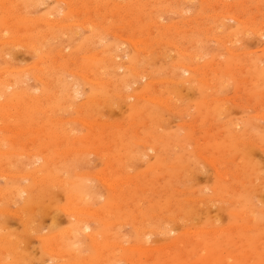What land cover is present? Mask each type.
<instances>
[{"label":"rangeland","instance_id":"1","mask_svg":"<svg viewBox=\"0 0 264 264\" xmlns=\"http://www.w3.org/2000/svg\"><path fill=\"white\" fill-rule=\"evenodd\" d=\"M34 2L0 0V262L264 264V0Z\"/></svg>","mask_w":264,"mask_h":264},{"label":"bare ground","instance_id":"2","mask_svg":"<svg viewBox=\"0 0 264 264\" xmlns=\"http://www.w3.org/2000/svg\"><path fill=\"white\" fill-rule=\"evenodd\" d=\"M3 1V0H2ZM27 1V0H26ZM36 2V3H38V2H41V0H33V2ZM64 2H65V0H63ZM24 2V1H23ZM33 2H31V1H29L28 0V3H32L33 4ZM34 2V3H35ZM70 2V1H69ZM68 1L66 2L67 4L69 3ZM221 2H224V1H221ZM35 3V4H36ZM2 4V3H1ZM5 4V3H4ZM6 5V4H5ZM68 5H72V4H68ZM50 16V15H49ZM19 17V16H18ZM228 17V16H227ZM51 18V17H50ZM48 20V19H47ZM232 20V19H231ZM238 20V19H237ZM53 22V21H52ZM51 23V22H50ZM47 24H48V21H47ZM73 24V23H72ZM53 25V24H52ZM252 30V29H251ZM255 31V30H254ZM259 33V32H258ZM128 40V39H127ZM130 40V39H129ZM5 41V40H4ZM11 41V40H10ZM138 42V41H137ZM136 41H135V43H137ZM135 43L133 44L134 46H135ZM138 44V43H137ZM136 47V46H135ZM137 49V48H136ZM135 49V50H136ZM139 50V49H138ZM251 51V50H250ZM159 54V53H158ZM102 58V57H101ZM196 59V58H195ZM22 63V62H21ZM190 69V68H189ZM7 70V69H6ZM195 70V69H194ZM182 71V70H181ZM75 74H77V73H75ZM187 74V73H186ZM38 79H40V78H38ZM4 81V80H3ZM7 82V81H6ZM11 82V81H10ZM90 82V81H89ZM102 82V81H101ZM150 82V81H149ZM93 83V82H92ZM96 83V82H95ZM8 84V83H7ZM6 86V85H5ZM129 96V95H128ZM138 96V95H137ZM147 98V97H146ZM217 99V98H216ZM162 103V102H161ZM160 104V103H159ZM164 106V105H163ZM168 109V108H167ZM223 109V108H222ZM100 122V121H99ZM85 124H87V123H85ZM93 124V123H92ZM89 128V127H88ZM235 129V128H234ZM251 144V143H250ZM73 150V149H72ZM77 150V149H76ZM70 151V150H69ZM86 151H89V150H86ZM96 154V153H95ZM37 156V155H36ZM106 157V156H105ZM40 159V158H39ZM204 159V158H203ZM114 166V165H113ZM213 166V165H212ZM218 176V175H217ZM98 177V176H97ZM103 179H104V177H103ZM108 181V180H107ZM117 183V182H116ZM134 183V182H133ZM104 184V183H103ZM111 184H112V182H111ZM114 184V183H113ZM121 184V183H120ZM108 185H110V184H108ZM117 185V184H116ZM107 187V186H106ZM111 190H113L112 188H110ZM18 191H20V190H18ZM18 191H17V193H18ZM16 192V191H15ZM15 192H12L13 194H15ZM22 192H23V190H22ZM21 191H20V193H22ZM16 195V194H15ZM19 195H21V194H19ZM19 197H21V196H19ZM71 197H73L72 195H71ZM70 198V197H69ZM102 198V197H101ZM30 207V206H29ZM33 207V206H32ZM72 210H74V209H72ZM76 211V210H75ZM90 211V210H89ZM89 211H87V213L89 212ZM93 211H94V209H93ZM25 212H27V211H25ZM73 212V211H72ZM80 212V211H79ZM28 213V212H27ZM56 213V212H55ZM90 213H91V211H90ZM96 213V212H95ZM95 213H92L93 214V216H98L97 214H95ZM100 213V212H99ZM58 214V213H57ZM56 214V215H57ZM14 215V214H13ZM29 218V217H28ZM55 218V217H54ZM77 218V217H76ZM173 219V218H172ZM54 220V219H53ZM104 221V220H103ZM86 222V221H85ZM111 222H113V221H111ZM55 223H57V222H55ZM86 223H91V222H86ZM108 223V222H107ZM26 224V223H25ZM81 224H82V221L81 220H79V222L78 223H76V225L75 226H73L74 228H76L75 230V232H76V234H78L79 233V231H81V229H83L84 228V230L86 231H88V230H90V235H88V237L93 241V242H97L98 241V238H97V236H95V234L93 233V231H92V223L91 224H83L82 226H81ZM59 225V224H58ZM26 226V225H25ZM84 226V227H83ZM137 229V228H136ZM28 230V229H27ZM70 231V230H69ZM83 231V230H82ZM72 232H73V228H72V231H70V232H67V235H66V237H71L70 239H72ZM62 233V232H61ZM64 233V232H63ZM84 233V232H83ZM137 233V232H136ZM140 233V232H139ZM59 234H60V232H59ZM64 234H66V233H64ZM54 236V235H53ZM53 236H52V238H53ZM46 237V236H45ZM62 237V236H61ZM60 237V238H61ZM39 238H41V237H39ZM48 238V237H47ZM51 238V237H50ZM51 240V239H50ZM60 240V239H59ZM53 241H54V239H53ZM51 242H52V240H51ZM92 242V243H93ZM108 242V241H107ZM10 243V242H9ZM94 243V245H96ZM45 244V243H44ZM43 244V245H44ZM46 244H49V243H46ZM51 244V243H50ZM12 245V244H11ZM53 245V244H52ZM92 245V244H91ZM114 245V244H113ZM117 245V244H116ZM4 246V245H3ZM9 246H10V244H9ZM19 246V245H18ZM76 246V245H75ZM120 246V245H119ZM118 246V247H119ZM2 247V246H1ZM8 247V246H7ZM11 247V246H10ZM13 247V246H12ZM52 247H54V245L52 246ZM58 247V246H57ZM98 247V246H97ZM122 247V246H121ZM19 248V247H18ZM123 248V247H122ZM128 248V247H127ZM134 248H135V246H134ZM138 248V247H137ZM145 248V247H144ZM147 248H148V246H147ZM14 249V248H13ZM47 248L45 247V249L44 250H46ZM49 249V248H48ZM47 249V250H48ZM71 249V248H70ZM99 248H97V250H98ZM136 249V248H135ZM5 250V249H4ZM16 250V249H15ZM54 250H56L55 249V247H54ZM58 250V249H57ZM56 250V251H57ZM71 250H76V249H71ZM8 251V250H7ZM18 251H20V248L18 249ZM28 251V250H27ZM52 251V250H51ZM51 251H49L50 253H51ZM55 251V252H56ZM60 251H62V250H60ZM48 252V251H47ZM46 252V253H47ZM55 252H52V253H55ZM63 252H64V250H63ZM62 252V253H63ZM67 252V251H66ZM69 252V251H68ZM71 252V251H70ZM76 252V251H75ZM100 252V251H99ZM23 253V252H22ZM20 254V253H19ZM72 254H74L73 252H72ZM15 255V254H14ZM75 255V254H74ZM74 255H72L73 257H77V255L76 256H74ZM69 256V255H68ZM71 256V255H70ZM102 256V255H101ZM17 257H20V256H17ZM21 257H24V256H22L21 255ZM109 258V257H108ZM17 260H18V258H16ZM15 259V260H16ZM20 259V258H19ZM22 259H24V258H22ZM30 259V258H29ZM28 260V259H27ZM86 260V259H85ZM131 260V259H130ZM23 261V260H22ZM24 261H26V260H24ZM32 261V260H31ZM30 261V263L29 264H31L32 262ZM74 261V260H73ZM76 261V260H75ZM19 262H20V260H19ZM26 262H29V260L28 261H26ZM23 263V262H22ZM21 262H20V264H22ZM25 263V262H24ZM90 263V262H89ZM0 264H2L1 262H0ZM14 264H16L15 263V261H14ZM46 264V263H45ZM61 264V263H60Z\"/></svg>","mask_w":264,"mask_h":264}]
</instances>
